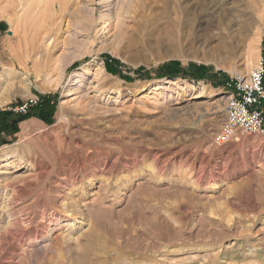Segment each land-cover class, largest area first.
<instances>
[{
	"label": "rangeland",
	"instance_id": "obj_1",
	"mask_svg": "<svg viewBox=\"0 0 264 264\" xmlns=\"http://www.w3.org/2000/svg\"><path fill=\"white\" fill-rule=\"evenodd\" d=\"M112 3L0 0V111L43 104L0 146V264H264V136L213 139L264 0Z\"/></svg>",
	"mask_w": 264,
	"mask_h": 264
},
{
	"label": "built area",
	"instance_id": "obj_2",
	"mask_svg": "<svg viewBox=\"0 0 264 264\" xmlns=\"http://www.w3.org/2000/svg\"><path fill=\"white\" fill-rule=\"evenodd\" d=\"M247 72H235L224 84L227 93L225 115L214 136L218 146L233 141L239 133L264 136V56ZM31 101L30 104H34ZM25 103L20 112L29 105Z\"/></svg>",
	"mask_w": 264,
	"mask_h": 264
},
{
	"label": "trees",
	"instance_id": "obj_3",
	"mask_svg": "<svg viewBox=\"0 0 264 264\" xmlns=\"http://www.w3.org/2000/svg\"><path fill=\"white\" fill-rule=\"evenodd\" d=\"M111 64H109L110 66ZM209 70V67L201 64L197 65L195 63H191L187 68H183L179 62H169V64L161 65L156 73L159 77H189L192 80L199 81L204 78L209 79V75L207 71ZM229 78H219L218 82H215V85L218 86V84H224ZM40 105L43 104L39 103L36 105H31L28 107V109L21 114L14 113L12 111H0V146L3 144H7L11 141L10 135H12L15 131H17V125L18 123L23 120L26 116L30 115L32 113V109H39Z\"/></svg>",
	"mask_w": 264,
	"mask_h": 264
},
{
	"label": "bare ground",
	"instance_id": "obj_4",
	"mask_svg": "<svg viewBox=\"0 0 264 264\" xmlns=\"http://www.w3.org/2000/svg\"><path fill=\"white\" fill-rule=\"evenodd\" d=\"M115 0H104V2L106 3L105 5L108 6V8L111 10V7L113 5L112 2H114ZM53 4V3H52ZM4 11V7H0V15H2ZM119 15V14H117ZM103 16H107V14L103 15ZM108 18H110L109 16H107ZM112 20V19H111ZM215 53V52H214ZM214 55V54H212ZM207 61V60H206ZM6 71H7V68H5L3 71L0 72V104L4 102V100L6 99L5 96H3L4 92H6V89L4 88L5 87V84L7 83V80H6ZM193 87V86H192ZM3 96V97H2ZM4 98V99H3ZM223 98H227V95L226 96H223ZM6 102V101H5ZM201 103V102H200ZM202 103H206V101H203Z\"/></svg>",
	"mask_w": 264,
	"mask_h": 264
}]
</instances>
